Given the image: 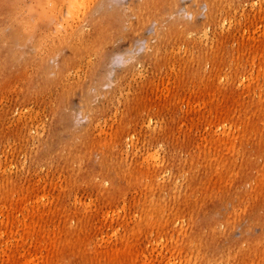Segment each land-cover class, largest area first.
I'll return each instance as SVG.
<instances>
[{
  "label": "rangeland",
  "instance_id": "1",
  "mask_svg": "<svg viewBox=\"0 0 264 264\" xmlns=\"http://www.w3.org/2000/svg\"><path fill=\"white\" fill-rule=\"evenodd\" d=\"M37 1L0 0V264H264V0Z\"/></svg>",
  "mask_w": 264,
  "mask_h": 264
},
{
  "label": "bare ground",
  "instance_id": "2",
  "mask_svg": "<svg viewBox=\"0 0 264 264\" xmlns=\"http://www.w3.org/2000/svg\"><path fill=\"white\" fill-rule=\"evenodd\" d=\"M39 1H37V2H39ZM41 1H42V7H43V9L47 13H49L50 11H56V10L58 12H60V13L64 12V9H65V6H66V3H65L64 0H41ZM200 1H203V0H200ZM205 1L207 2V4L211 3V0H205ZM172 2L173 3H171L170 6L172 8L176 7L178 1L177 0H172ZM109 8H111V7H109ZM111 10L112 9H110V11ZM133 11H134L133 17H132V19H130L128 21V25L126 26V28H124L122 26V22L120 20V18L123 19L122 17H119L117 19H114L113 18L112 21L102 20V21H104L106 23V25L108 26V28L110 30L109 33L102 40V52L104 53L103 56H105V60L103 61L102 66L107 62L106 61L107 56H109V54L114 51V49L116 48V46L119 43V41L129 39L130 38V35L134 39L135 38V35L141 34V32L143 31V29H145L147 27V25L153 23V22L150 21L149 18L147 20H149L150 22H147V23H145V21L142 20L143 10H139L138 13H135V10H133ZM147 17H148V15L146 14L145 15V18H147ZM135 18H136V21H135ZM64 22L66 23V25L69 22V16L66 15V14L64 16ZM22 31H23L22 27L17 28L15 30V32H14V36L15 35L18 36L19 34H21V35L24 36V34L21 33ZM158 35H159V33L157 31V36L156 37H158ZM155 39H157V38H155ZM108 95L109 94H106V96H108ZM86 97H87V100L90 102V101H92V99L95 96H94V94L92 92L87 91L86 92ZM244 231H245V229H244Z\"/></svg>",
  "mask_w": 264,
  "mask_h": 264
}]
</instances>
